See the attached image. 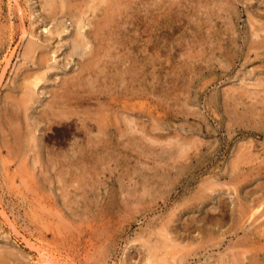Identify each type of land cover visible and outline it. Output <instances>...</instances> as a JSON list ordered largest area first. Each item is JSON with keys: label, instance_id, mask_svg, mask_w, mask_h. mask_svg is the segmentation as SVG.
Returning <instances> with one entry per match:
<instances>
[{"label": "rangeland", "instance_id": "1", "mask_svg": "<svg viewBox=\"0 0 264 264\" xmlns=\"http://www.w3.org/2000/svg\"><path fill=\"white\" fill-rule=\"evenodd\" d=\"M89 2L0 0V264H264V0Z\"/></svg>", "mask_w": 264, "mask_h": 264}, {"label": "bare ground", "instance_id": "2", "mask_svg": "<svg viewBox=\"0 0 264 264\" xmlns=\"http://www.w3.org/2000/svg\"><path fill=\"white\" fill-rule=\"evenodd\" d=\"M104 1V0H103ZM92 2H94V0H90V2H89V4L87 5V13H88V10L90 11H95L96 10V8L94 7H92L91 6V3ZM63 3V2H62ZM103 3V2H102ZM93 4V3H92ZM52 6V5H51ZM62 6H63V4H62ZM54 7V6H53ZM64 8H65V6H63ZM86 7V6H85ZM108 8V7H107ZM114 8V7H113ZM64 10H66V12H67V9H64ZM81 11V10H80ZM52 12V11H51ZM50 12V13H51ZM69 13V12H68ZM87 13L86 12H82V13H79L78 12V14L77 15H75V14H73L72 16H75V18H76V20H75V22L77 23V26H78V35H80L81 37L80 38H77L76 40H74L73 41V43L71 44V52H72V55L71 56H73V55H77L78 57L79 56H81L82 55V53H83V50H84V48H85V46L88 44V43H85L84 42V40H82V35H81V30L84 28V26H85V17L87 16ZM93 13V12H92ZM52 16V15H51ZM71 16V17H72ZM106 19H108V18H106ZM105 18H104V20H106ZM108 22V21H107ZM100 23V22H99ZM76 31V30H75ZM77 32V31H76ZM257 35V34H256ZM77 36V35H76ZM83 56V55H82ZM55 58H56V56H55ZM57 60V59H56ZM80 75V74H79ZM36 84V83H35ZM81 87V86H80ZM77 88V87H76ZM72 90V89H71ZM83 91V90H82ZM84 95V94H83ZM96 100V99H95ZM97 101V100H96ZM59 102V101H58ZM98 103V102H97ZM96 103V104H97ZM102 106V105H101ZM76 107V106H75ZM80 107V106H79ZM82 108V107H81ZM80 108V109H81ZM86 110V109H85ZM90 115H91V113H90ZM97 116H99V115H97ZM85 121V120H84ZM134 122V121H133ZM132 127H133V125H132ZM106 129V128H105ZM142 130V129H141ZM104 131V130H103ZM136 132V131H135ZM101 133V132H100ZM262 205V204H261ZM263 207V206H262ZM264 214V213H263ZM257 217V216H256ZM262 220H264V217L262 218ZM262 224H264V221H263V223ZM256 254V253H255ZM263 257V256H262ZM147 262L149 263V264H152L151 262H150V259H148L147 260ZM258 262V261H257ZM256 264V263H255ZM262 264H263V262H262Z\"/></svg>", "mask_w": 264, "mask_h": 264}]
</instances>
